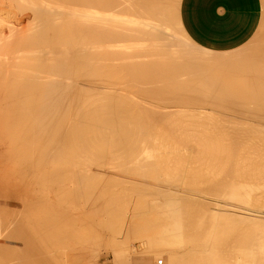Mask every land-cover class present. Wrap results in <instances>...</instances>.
Listing matches in <instances>:
<instances>
[{
    "label": "bare ground",
    "instance_id": "bare-ground-1",
    "mask_svg": "<svg viewBox=\"0 0 264 264\" xmlns=\"http://www.w3.org/2000/svg\"><path fill=\"white\" fill-rule=\"evenodd\" d=\"M9 1L16 2L17 5H13L20 9L25 18L22 23L27 29L17 40L15 37L23 32L19 30L23 26H14L20 31L16 30L17 34H14V28L9 30L13 23H9V29V25L5 29L8 35L3 31L5 39L0 38V46L6 38L3 46H10L8 53L5 50L6 57L3 55L4 59L0 60V264H50L53 260H62L68 241L71 246L74 244L70 241L74 234L71 235V229L66 231L69 234L58 235L65 228L58 223L64 212L57 211L56 223L55 214L53 220L51 212L52 193L73 194L72 201L77 203V197L90 192V200L92 181L95 179V188L101 183L95 168L101 167L100 163L108 156L113 161L116 159L114 162L124 172L150 178L156 187L147 183L157 193L151 195L166 201L164 205L150 204L148 201L153 199H148L139 206L135 202L133 212L125 214L130 222L127 236L138 230L143 234L144 223L140 219L144 220L151 210L165 214L172 221L171 226L156 236L159 243L144 254L150 259L147 263L151 264V258H158L161 251L165 252L164 256L159 255L165 258L166 264H264V43L258 47L260 50L249 51V55L248 50H244L247 55L241 51L218 61V57H211L215 61L211 63L208 62L212 59L207 61L209 57L206 56L203 59L206 62H201L199 59L203 57L193 58L192 52L186 49V42L183 47L174 41H180L176 35V20L179 19L181 0H18L19 5L17 0ZM226 72L228 76H223ZM219 159L227 160L226 168L221 166L223 164L218 165ZM109 163L111 170L115 165L112 161ZM254 163L258 164V169ZM211 164L225 170V195L217 194L219 201L211 203L214 204L212 210L204 212L200 207H204L209 197L202 198L203 185H209L211 180L213 183V179L217 185L216 180L222 177L215 176H222L223 172L219 175L216 171L220 172L221 167L216 170ZM92 165H95L94 170ZM250 167L258 174L253 175L254 178L258 176L257 181L246 178L252 175L250 171L247 175ZM93 174L98 177L91 179ZM110 182L107 180L106 186H112ZM69 183H77V188L75 185L76 189L70 190L73 186L69 189ZM133 183L135 181L130 184ZM161 184L164 188L167 185L174 189L188 188L191 194L196 192L198 209L192 204L194 196L170 193L169 188L164 192L160 190ZM125 185L121 184L122 187ZM137 185L134 186V191L138 189L137 194H143L149 188L143 186L146 187L143 192ZM211 188L212 192L215 186ZM219 188L223 189V186ZM127 190L122 191V195ZM148 190L151 193V189ZM211 192L207 191L208 195H213ZM103 195L96 197L97 200ZM126 195L125 201L128 200ZM107 196H103L106 204ZM140 196L136 199L140 200ZM222 198L226 200L223 204ZM70 199L66 203L64 197L65 201H62L68 204ZM81 202L79 210L87 211L89 208L85 210L84 202ZM59 203L63 207L64 204ZM130 203L126 205L130 207ZM70 204L66 211L74 210L70 209L72 206L77 210L72 202ZM58 205L52 209L56 211ZM116 206L114 204L113 208ZM79 210L77 214L81 217L79 213L85 212ZM115 212L110 213L112 218ZM73 214L77 216L73 212V217ZM84 219L80 221H86ZM86 219L89 222L90 218ZM71 223L73 225V220ZM103 224L108 225L102 223L101 226ZM92 231L88 233H95ZM112 232L116 237L115 231ZM105 234L108 237L109 233ZM80 247L78 250L85 249L86 252L75 253V261L70 264H77L76 259L82 254L89 258V247ZM117 248L112 258L114 264L125 258Z\"/></svg>",
    "mask_w": 264,
    "mask_h": 264
},
{
    "label": "rangeland",
    "instance_id": "rangeland-1",
    "mask_svg": "<svg viewBox=\"0 0 264 264\" xmlns=\"http://www.w3.org/2000/svg\"><path fill=\"white\" fill-rule=\"evenodd\" d=\"M13 1V0H12ZM4 2V3H3ZM11 1H9V0H0V7L2 8V9H0V20H3V21H1V22H3L2 24H1V26H0V28H2L3 27V29H1L0 30V35H2V33H3V31H4V34L5 35H8V33L9 32H7L5 29H7V25H9V23H10V25H11V27H10V25L8 26V29H9V27H10V31H11V29L12 28H14V26L15 27H19L20 25L21 26H23L22 28H19V30L22 32V33H20V31L17 29V28H14V29H12V30H15V32L16 33H14V34H17V31L16 30H18V33H20L19 35L17 34V36L15 37L16 39L17 38H19V37H21V36H23L22 34L26 31V29L27 28H25V26L23 25V23H22V21L23 20H25V18L23 17V15L22 14H20V12H19V8H15L16 7V2H14L16 5H13L14 3H10ZM17 3H18V5H19V2H18V0H17ZM12 4V5H11ZM263 4H264V0H263ZM10 5H11V7H10ZM2 6H4L5 8H3ZM19 7V6H18ZM9 8V9H8ZM11 8V9H10ZM4 9V10H3ZM19 9V10H18ZM12 10V11H11ZM13 10H14V12H13ZM16 10H17V12H16ZM9 11H11V12H9ZM16 12V13H15ZM10 13V14H9ZM14 14V15H13ZM17 15V16H16ZM4 17V18H3ZM8 17H10V18H8ZM17 17V18H16ZM8 18V19H7ZM23 18V19H22ZM5 19H7L6 21H5ZM11 20V21H10ZM15 20V21H14ZM14 21V22H13ZM19 21V22H18ZM21 23V24H20ZM5 25V26H4ZM20 26V27H21ZM6 27V28H5ZM176 28L178 29V30H176V32L178 33V34H176V35H179V36H177V39H180V41H176V40H174L176 43H181L182 44V46L183 47H185L186 45H185V42H186V44H187V46H186V49L188 48L189 50L188 51H191L192 52V56H193V58L195 57L196 58V60L197 59H199L200 57H203V58H200L199 59V61H201V59H202V61L201 62H206V60H203L204 58L206 59L207 57H209V59L207 58V61H209L210 59H212V61L210 60V62H208V63H211V62H213L214 61V59L213 58H216V57H218L217 59H216V61H218V59L220 60V58L222 59V58H226L227 56H229V55H233V54H237L238 52H241V51H243L244 52V50L246 51V50H248V51H246L247 53L249 52V53H252V52H255V50L254 49H256V51H258V50H260L258 47H261L263 44H262V42L264 43V11H263V21H262V24H261V27H260V29H259V31H258V33L256 34V36L254 37V39L253 40H251L246 46H244V47H242L241 49H238V50H236V51H234V52H231V53H226V54H215V53H211V52H207V51H204V50H201L199 47H197L196 45H194L191 41H189V39H188V41H187V39H185V38H187V37H183V35L185 36V34H183L184 32H183V30H182V28H181V26H180V23H179V19L177 18V20H176ZM3 34V35H4ZM3 35L0 37L1 39L3 38V39H5V37H3ZM11 37H13L14 38V36H11ZM11 37H8V38H11ZM175 37V36H174ZM174 37H173V39H174ZM181 37V38H180ZM184 39V44L182 43L183 42V39ZM12 39V38H11ZM10 39V40H11ZM16 39H14V40H16ZM175 39H176V37H175ZM9 40V39H8ZM18 40V39H17ZM1 42H2V40H0ZM5 41H7V38H6V40ZM4 40H3V44L0 46V50L3 48V50H1L0 52L2 53L3 51V53H2V55H1V53H0V60H2V59H4L5 57H6V55H7V53H8V49L10 50V46H7V48H5V46H3L4 45V42H5ZM12 41H13V39H12ZM182 41V42H181ZM0 42V43H1ZM7 43H9V42H7ZM10 43H12V42H10ZM179 43V44H180ZM261 44V45H260ZM5 45H8V44H5ZM10 45V44H9ZM178 46H181V45H178ZM181 46V47H182ZM2 47V48H1ZM257 48H258V50H257ZM5 50L7 51V53L5 52ZM252 51V52H251ZM242 52V53H243ZM241 53V54H242ZM249 53H248V55H249ZM244 54H245V52H244ZM3 55H5L4 56V58H2L3 57ZM189 55L191 56V53H189ZM245 55H247V54H245ZM251 55V54H250ZM207 56V57H206ZM252 56V55H251ZM197 57H199V58H197ZM211 57H213V58H211ZM243 57H246V56H243ZM249 57V56H248ZM2 58V59H1ZM247 58V57H246ZM249 59H250V57H249ZM244 61V60H243ZM215 62V61H214ZM206 66H208V65H206ZM234 66V65H233ZM239 67H240V65H238ZM223 76H228V72H226V74L224 75L223 74ZM225 79V78H224ZM239 79V78H238ZM238 79H236V80H234L235 82H237L238 81ZM241 79V78H240ZM151 117V116H150ZM149 117V120L151 121L152 119ZM214 119H217V118H211V120H214ZM215 121V120H214ZM217 121H219L218 119H217ZM152 122V121H151ZM206 122V121H205ZM221 123L223 122L222 120L220 121ZM213 124V123H212ZM206 125H208V122H207V124ZM219 130H221V129H219ZM219 130H216V131H218L219 132ZM227 130V129H226ZM167 131H169V130H167ZM221 131H223V129L221 130ZM224 132H225V130H224ZM227 132V131H226ZM221 133V132H220ZM223 133V132H222ZM225 134V133H224ZM196 149H194V151H195ZM195 152H197V151H195ZM253 152V151H252ZM193 153V152H192ZM198 153V152H197ZM195 154V153H194ZM253 155H255V153L254 154H252V156ZM193 156H196V154L195 155H193ZM254 157V156H253ZM225 158H227V157H224V159ZM112 158L111 157H107L106 159H105V161H102L101 163H100V165H101V167L99 166V168H95V165H92V168H93V170H94V168H95V170L97 171V175H98V172H99V177H101V178H99L98 176H95L96 174H93V176L91 175V179H92V177H98L97 178V180L99 181V182H101L102 184H104L103 186H102V188L104 187L105 189H102L100 186L102 185L101 183H100V185L99 184H96V185H99V187L97 186L96 188L94 187V181H95V179H94V181H92V184H93V188H92V190H91V195H90V200H88L89 199V194H90V192L89 193H87V198H85L86 196L84 195H81V196H83L84 198L83 199H86V200H82V197L80 196V197H77L76 198V195H74L75 196V198L77 199V203L76 202H74V201H72V200H74V197H73V194H71V195H63V194H61L59 191H56V190H54V191H56V193L54 192V195H55V197L56 198H54V195H53V193H52V204H53V206H51V212H52V215H53V220L55 219L54 218V214H55V217H56V220H55V222L58 220L57 218V211L58 212H64V213H62L63 214V216L62 215H60L61 217H62V219H61V217L59 218V219H61L64 223H62V221L61 220H58V221H60V222H58V223H61L62 224V226L64 225L65 226V228H63V229H65V231L62 229V231L60 230L58 233V235H63V233L64 234H69V232H70V230L72 229L73 231L75 230V228H74V226H75V222H77V226H75V227H77L76 228V230H75V232H72V230H71V235H73L74 236V239H73V241L75 240V241H77V243L74 241H72V239L70 240L71 241V243H74V244H78V245H76L77 246V248H75L76 246H74V244H72V246H71V244H69V241H68V243L67 244H69V246H67V244H66V248H68V249H70V248H75L74 249V251H71V252H74V253H71L70 252V250H69V252H70V254H69V252H68V249H66L65 248V257L64 258H62V260L61 259H58V260H53L50 264H63V262H65V264H70V263H73V260L75 261V258L73 257V255L75 254V253H77L78 251L80 252L81 250H82V247H80V246H84V247H89V248H87V252L90 254L89 255V258H88V255H86V254H82V255H80L77 259H76V262H77V264H114V262H115V260H113L114 259V257H113V255H114V250H116V248H117V246L119 247V251L121 250V253H123L122 254V258H124V260L123 259H119V264H135V263H137V264H149V263H147V260L149 261L150 259H149V257H148V255L146 254V256L144 255L145 253H147V251H148V249L149 250H151L150 248H152V245H156L157 243H159V241H157V240H155L158 236H160L161 234H162V232H163V230L167 227V226H171L172 225V221H170L169 219H167V217H166V215L165 214H163V213H161V215H160V213H158L156 210H151V211H149V212H147L148 214V216L146 215L145 216V218H143L144 220H142L141 221V219H140V222L142 223H144L142 226H144V232H143V234H142V232L141 231H137L135 234H132V233H130V235L129 236H127L128 234V232L127 231H129V227H130V225H129V220H128V218H129V216L128 215H130V213H131V211L133 212V210H131L132 208H133V206H135L134 204H136L137 205V203H135V202H138V206H139V204H140V202H143V201H145V200H147L148 201V199L149 200H151V199H153V201H148L150 204H152V203H158V204H161V205H164L165 203H166V201L164 200V198L162 197V199L164 200V202L162 201V199L160 198V199H158L157 200V198H155L154 199V195L156 196L157 195V193H154V190H152V188L153 187H156L155 186V183L149 178L148 180L147 179H143V177H141V176H138V175H135V174H133L132 173V175L130 174L131 172H124V170H123V168L121 169L120 168V166L116 163V162H114L113 160H111ZM221 159V158H220ZM218 160L219 162L218 163H220V164H218V165H221V164H223V165H221V166H223V167H225L226 168V161L227 160H225V162H223L224 160L222 159V160ZM112 161V163H113V165H115L114 167L113 166H111V165H109V167L111 166L112 168H114V170H116L117 168H116V166L118 167V168H120V170H116V172L115 171H111V170H113L112 168H111V170L108 168V164L107 163H111V161ZM118 162H120L119 160H118ZM190 162V161H189ZM192 162H194V161H192ZM105 163V164H104ZM109 163V164H110ZM114 163H116V164H114ZM120 164V163H119ZM190 164H191V162H190ZM194 164V163H193ZM255 164V163H254ZM99 165V164H98ZM102 165H104L103 167H102ZM107 165V166H106ZM121 165V164H120ZM197 165V164H196ZM211 165H213V164H211ZM217 165V166H218ZM225 165V166H224ZM256 165H258V164H255V167L257 168L258 166H256ZM193 166V165H192ZM194 166H195V164H194ZM214 166V165H213ZM221 166H219V167H215V168H213V169H216V168H219V170H220V167ZM252 166H254V165H252ZM254 167V168H255ZM101 168H102V172H101ZM224 168V169H225ZM255 168V169H256ZM107 169H109V170H107ZM253 168H251L250 167V169H248L247 170V175L249 174V172L248 171H250V175L251 176H246V178L248 179L249 177H251V179L253 178V179H258V176H256V178H254V176L255 175H258L257 173H254L253 172V170H252ZM254 169V170H255ZM258 169V168H257ZM256 169V171L255 172H258V170ZM103 170H104V173H103ZM108 171L109 172V174H108V172H106V171ZM217 170V169H216ZM96 171H94V172H96ZM120 171V172H119ZM223 171V169H222V167H221V170H220V172L217 170L216 172H218V174L220 175L221 174V172ZM251 171L253 172V173H251ZM124 173H126V174H124ZM223 173H225V170L222 172V176H215V177H222V178H220L221 179V181H220V179H219V181L221 182V183H219V181H218V179L216 180L217 181V185L216 184H214V183H216V182H214V179H213V183H212V180H211V182L209 183V185H207V186H205L206 184H204L203 185V188L205 187V189H203L204 191V193H202L201 194V196H202V198L203 197H209V198H206V200H208V201H205L204 202V207H203V205H201L202 207H200L199 209L200 210H203L204 212L205 211H208V210H212V208H213V205L214 204H211V203H214L215 201H219V199L218 198H220L217 194H219L220 196H221V194H224L225 195V192H223V191H225V189H224V183L226 182V178L224 179L223 178V176H225L226 177V175L225 174H223ZM103 174H106V175H103ZM113 174V175H112ZM127 174H129V175H127ZM255 174V175H254ZM108 175V176H107ZM254 175V176H253ZM112 177H114V178H112ZM116 177V178H115ZM124 178V179H123ZM105 179H107L108 180V182H110L111 180L114 182V181H118V183L117 182H114L115 183V186H113V184H111V182H110V185H112V186H106V182H107V180H105ZM109 179H110V181H109ZM116 179V180H115ZM118 179V180H117ZM129 179V180H128ZM245 179L246 181H248V180H250V179ZM257 179H256V181H257ZM96 180V181H97ZM102 180H103V182H102ZM130 181L129 183H128V181ZM143 180V181H142ZM224 180V181H223ZM98 181H97V183H98ZM104 181H106V182H104ZM119 181H120V183H119ZM122 181V182H121ZM135 181V183H133V185H131L132 184V182H134ZM256 181H254L255 183H256ZM139 182H140V184H139ZM143 182H145V184L143 183ZM147 182H150V183H152V185L151 186H153V187H150V184L148 185V183ZM223 182V183H222ZM249 182V181H248ZM251 183H253V180H251L250 181ZM74 183H75V181H74ZM74 183H69L68 184V188L70 189V186L72 185L73 186V189H70V190H72V191H74L76 188H77V183L76 184H74ZM117 183V184H116ZM125 183H127L126 185H125ZM131 183V184H130ZM137 183H138V185H137ZM74 184V185H73ZM92 184H91V186H92ZM109 184V183H108ZM119 184V185H118ZM121 184L123 185H125V186H127L128 185V187H129V184L131 185V187H129L130 189H131V191H133V192H130L129 190V188H128V190H127V188H124V187H122L121 186ZM142 184V185H141ZM144 184V185H143ZM154 184V185H153ZM76 185V186H75ZM117 185V186H116ZM135 185H137V187L138 188H140V187H142V188H140V189H143V192H144V189H146V187H144L143 188V186H149V188L148 189H151V193L150 192H148L149 190L148 189H146L145 191L146 192H144L143 194L141 193H139L141 196H142V198H143V200H142V198H141V196L139 195V194H137V192L135 193V191H138V189L137 190H135L134 191V189H136L135 187ZM139 185H140V187H139ZM162 185V184H161ZM76 188H75V187ZM135 186V187H134ZM210 186V187H209ZM215 186V189H213L212 190V192H211V187H214ZM218 188H217V187ZM223 186V189L222 188H219V187H222ZM106 187L107 188H109V189H106ZM167 187V188H166ZM166 187L164 188V185H162V188L160 189V190H164V192H165V190H166V192L167 191H169L168 190V188L170 189V193L173 191V192H177V193H179L178 195H180V194H182V196L183 197H186L187 195L188 196H190V197H193L194 196V198H193V201L192 202H194L195 200H196V194H194V193H196V192H194V193H192L191 194V192H189V189L187 188V189H185V188H183V187H181L183 190H181L180 188V190L177 188V189H174L172 186H167L166 185ZM209 187V188H208ZM96 189V191H95V193L97 194L98 192L100 193H98L97 195L94 193V190ZM98 188V189H97ZM120 188H121V190H120ZM211 188V189H210ZM216 188H217V190H216ZM94 189V190H93ZM100 189V190H99ZM122 189H124V190H122ZM153 189H155V188H153ZM105 190V191H104ZM112 190V191H111ZM115 190H117V192L115 191ZM120 190V191H119ZM125 190H127L126 192H124L123 193V195H122V191H125ZM206 190V191H205ZM71 191V192H72ZM104 191V192H103ZM118 191L120 192V194H116V198H117V200H115L116 198H115V193H118ZM141 191V190H140ZM139 191V192H140ZM187 191V193H185ZM207 191H208V193L209 192H211L210 194H213V195H208V193H207ZM107 193L108 192V194H105V195H103L104 193ZM112 192H113V195H112ZM128 192V193H127ZM219 192H221V193H219ZM111 193V194H110ZM126 193H127V195H126ZM131 193H134V195L136 194V196H138V197H135L133 194H131ZM149 193H150V195L152 196V198H150V195H149ZM60 194V195H59ZM93 194V195H92ZM109 194H110V196H109ZM146 194H148L147 196H145ZM184 194V195H183ZM185 194H186V196H185ZM61 195H63V196H61ZM101 195H103V196H107L106 198H109L108 199V201H106L107 202V204L104 202L105 200L103 199V198H105V197H101L100 199L98 198V200H97V198L96 197H100ZM111 195H112V197H114V198H112L111 197ZM120 195V197H122V199L120 198V197H118ZM126 195V199H128V200H126L125 201V196ZM206 195V196H205ZM217 195V196H216ZM59 196V197H58ZM67 196H68V198H67ZM92 196V197H91ZM139 196H140V200H138V199H136V198H139ZM181 196V197H182ZM187 196V197H188ZM213 196V197H212ZM214 196H216L217 197V199H216V197H214ZM62 198V200H64V197H65V200H66V203H67V199H70V198H72V199H70V200H68L70 203L72 202V204L73 205H75L76 207H77V210H79V208L81 207L82 208V205L80 204V202L81 201H78V199L80 198L81 200H82V202L81 203H83V205H84V207L83 208H85V210H86V208H89V209H87V211H89V212H87V211H84L83 209H80L79 211L80 212H85V213H79V211H78V213L81 215V217H83V219H84V217H85V219L84 220H86L87 221V223H84V222H86V221H80V220H83V219H81V217L80 216H78V214H77V210L75 209V207H70V209H72V208H74V210H76V212L74 211V210H72L74 213H76L77 214V216L75 215V214H73V215H75L74 217L71 215L73 212L71 211V210H67L66 211V209H69V207H68V204H69V206L71 205L70 203H68V204H64V201H62L61 199H58V198ZM70 197V198H69ZM111 197V198H110ZM132 198L131 199V201H130V198ZM158 197V196H157ZM161 197V196H160ZM67 198V199H66ZM94 198H95V200H94ZM119 198H120V200H119ZM210 198H214V199H210ZM55 199V200H54ZM58 199V200H57ZM76 199H75V201H76ZM79 199V200H80ZM112 199H113V202H112ZM216 199V200H215ZM57 200V202H55ZM63 202H61V201ZM87 200L90 202H87ZM93 200V201H92ZM107 200V199H106ZM192 200V199H191ZM211 202H210V201ZM223 200H225V199H220V201H221V203L223 204V203H225L226 202V200L225 201H223ZM85 201L87 202L86 203V205H85ZM96 203H95V202ZM99 201V203H97ZM114 201H115V203H114ZM116 201L118 202V204L121 206H119L117 203H116ZM160 201H162V202H160ZM61 203V205H63V207L65 208L64 210H63V207L62 206H59L58 205V203ZM94 202V203H93ZM100 202H102V204L104 205V204H106V206H107V208L105 209L104 207H106V206H103V207H101L102 206V204L100 205ZM113 204H112V203ZM119 202H121L122 203V205H121V203H119ZM131 202V203H130ZM146 202V201H145ZM147 202V204H149ZM207 202V203H206ZM209 202V203H208ZM54 203H55V205H54ZM59 203V204H60ZM93 203V204H92ZM126 203H130V207H129V205L127 204L126 205ZM198 202L197 201H195L194 203H192L193 205H195V207H196V204H197ZM100 205V209H99V205ZM110 206H109V205ZM114 204H116L117 206H116V208H113V205ZM149 204V205H150ZM206 204H208V205H206ZM56 205H58L56 208H55V210L56 211H54L52 208H54V206H56ZM66 205V206H65ZM89 205V206H88ZM93 205V206H92ZM95 205V206H94ZM124 205H126V206H124ZM78 206H79V208H78ZM91 206V207H90ZM112 206V207H111ZM127 206L129 207V208H127ZM137 206V207H138ZM206 206V207H205ZM212 206V207H211ZM59 207V208H58ZM62 209H61V208ZM66 207H68V208H66ZM115 207V206H114ZM136 207V206H135ZM134 207V208H135ZM99 210H98V209ZM113 208V209H112ZM117 208H119V209H117ZM126 210H125V209ZM197 208V207H196ZM207 208V209H206ZM91 209V210H90ZM94 209V210H93ZM95 209H96V211H95ZM102 209H104V210H102ZM117 211H119V212H115L116 210ZM136 209H138V208H136ZM150 209V208H149ZM148 209V210H149ZM198 209V208H197ZM205 209V210H204ZM60 210V211H59ZM83 210V211H82ZM101 210V211H100ZM113 212H115L116 213V215L118 214V215H120V216H123V218L124 217H126L127 216V219H123L122 217H120V216H113L114 218H112L111 216V214L110 213H112V211ZM126 211V213H124V211ZM129 210V212H127ZM147 210V211H148ZM54 211V212H53ZM71 211V212H70ZM93 211H95V212H93ZM104 211V212H103ZM107 211H110V212H108L107 213ZM137 211V210H136ZM66 212V213H65ZM93 214H92V213ZM99 212V213H98ZM121 212H123V213H121ZM155 212V213H154ZM69 213H71V214H69ZM88 213V214H87ZM102 213H104V214H102ZM106 213V214H105ZM129 213V214H128ZM153 213V214H152ZM60 214V213H59ZM67 215L66 217L67 218H65L64 216L65 215ZM69 214V215H68ZM87 215V216H85V215ZM90 214V215H89ZM98 214V215H97ZM100 214H102V215H100ZM110 216H109V215ZM122 214V215H121ZM124 214V215H123ZM125 214H128V215H126L125 216ZM155 214V215H154ZM93 215V216H92ZM103 215H104V219L103 220H101V217H103ZM106 215V216H105ZM150 215V216H149ZM59 216V215H58ZM89 216V217H88ZM95 216V217H94ZM101 216V217H100ZM72 217L73 219H70V218ZM78 217V218H77ZM79 217H80V219H79ZM86 217L87 218H90L89 219V222H88V219H86ZM94 217V218H93ZM100 217V218H99ZM119 217V218H118ZM149 217V218H148ZM65 218V219H64ZM114 220V222L112 221V219ZM122 219V221H121V219ZM79 221H78V220ZM94 219H96L97 220V222H95L96 220H94ZM67 220V223H65V221ZM71 220V221H70ZM72 220H73V225H72ZM74 220H76V221H74ZM92 220V221H91ZM108 221V222H104V221ZM117 220H119V222L117 221ZM100 221V222H99ZM110 221H111V223H110ZM115 221H116V223L118 224V226L116 227V223H115ZM120 221L122 222V223H124L123 225H122V227L119 225V224H121L120 223ZM126 223H125V222ZM54 222V221H53ZM54 222V223H55ZM56 222V223H57ZM70 224H69V223ZM92 222H93V228H92ZM97 223V224H96ZM102 223H108V225L106 224V225H104L103 224V226H101L102 225ZM65 224H68L69 226L67 227V225H65ZM80 224V225H79ZM82 224H84V225H82ZM86 224V225H85ZM99 224V227H97V225ZM70 225L72 226V228L70 227ZM79 225V226H78ZM89 225V226H88ZM91 225V226H90ZM63 226V227H64ZM87 226H88V228H87ZM107 226V228H105ZM110 227V229H109V227ZM119 226H120V228H119ZM70 227V229H66V228H69ZM80 227H83V228H80ZM96 227V229L97 230H95L94 228ZM101 227H104L103 229L105 230V231H102L101 232V230H103ZM113 227V228H112ZM115 227V228H114ZM92 228V229H91ZM100 228V230L98 231V229ZM119 228V229H118ZM121 228H122V233L120 232L121 231ZM78 229V230H77ZM83 229V230H82ZM85 229H86V231H85ZM89 229V230H88ZM115 229V230H114ZM118 231H117V230ZM92 230H94V231H92V232H95V233H93V234H95V235H93L92 233H88V232H91ZM66 231H69L68 233L66 232ZM77 231H82V232H84V233H87V234H89V235H87L86 234V236H85V234L84 233H80L79 234V232H77ZM98 231V232H97ZM109 231H111V233L109 232ZM112 231H115V235H116V237H114V233L112 232ZM79 234V236H77V233ZM98 234H97V233ZM100 232V233H99ZM105 232L106 233H109L108 234V237H111V239L112 240H115L114 242L110 239V238H108L106 235L107 234H105ZM117 233V234H116ZM121 233V235H119V236H117L118 234H120ZM157 233V234H156ZM84 234V235H83ZM91 234V235H90ZM103 234V235H102ZM156 234V235H155ZM98 236V238H97V236ZM85 236V237H84ZM90 236H93V237H91L90 238ZM100 236V237H99ZM103 236H105V237H103ZM127 238H126V237ZM149 236V237H148ZM157 236V237H156ZM84 237V238H83ZM86 237H88L87 239H86ZM94 237H96V238H94ZM112 237H114V238H112ZM129 237H130V240H129ZM77 238V239H76ZM81 238V240H79ZM83 238V239H82ZM95 239V241H96V243H95V241H94V239ZM105 238H107V240L108 241H106L105 242ZM116 238H118V239H116ZM97 239V240H96ZM101 239H104V240H101ZM129 241H128V240ZM132 239V240H131ZM78 240H79V242H78ZM85 240H87L86 242H85ZM89 240V241H88ZM93 240V241H92ZM99 240H101L100 242H99ZM125 240V241H124ZM150 240V241H149ZM120 242V245H119V243L118 242ZM127 241L129 242V243H127ZM147 241H148V243H147ZM83 244H82V243ZM109 242V244H107ZM111 242V243H110ZM117 242V243H116ZM126 244H125V243ZM143 242V243H142ZM150 242V243H149ZM87 245H86V244ZM105 243H106V245H105ZM114 243H115V245H114ZM141 243V244H140ZM154 243V244H153ZM88 244H89V246H88ZM102 244V245H101ZM113 244V245H112ZM143 244V245H142ZM86 245V246H85ZM100 245V246H99ZM105 245V246H104ZM109 245H112V247L111 246H109ZM122 245L124 246L123 247V249H122ZM151 245V246H150ZM99 246V247H98ZM126 246V247H125ZM140 246H141V248H140ZM148 246V247H147ZM78 247H80L81 248V250H78V249H80V248H78ZM83 247V248H84ZM96 247L98 248V249H96ZM114 247H115V249H114ZM129 247V248H128ZM121 248V249H120ZM128 248V250H126ZM144 248V249H143ZM131 250V252H130V250ZM137 249H139V250H137ZM67 250V251H66ZM75 250H77V251H75ZM90 250V251H89ZM93 250V251H92ZM117 250H118V248H117ZM124 250H125V252H124ZM84 251L86 252V250L84 249ZM84 251H81V252H84ZM123 251V252H122ZM134 253H133V252ZM112 252V253H111ZM128 252H129V254H128ZM144 252V253H143ZM161 251H159V253L157 254L159 257L158 258H151L152 259V263L151 264H161L162 262H163V264H166V261H165V258L163 257L164 256V253L165 252H161ZM127 254V255H126ZM135 254V255H134ZM137 254V255H136ZM159 254H162L163 256H161V255H159ZM128 255L130 256L131 255V257H129L128 258ZM71 256H72V258H71ZM127 256V257H126ZM157 257V256H156ZM160 257H162V259L160 258ZM66 258V259H65ZM113 258V259H112ZM64 259V260H63ZM69 259V260H68ZM72 259V260H71ZM161 259V260H160ZM126 260V261H125ZM130 260V261H129ZM157 260H159L158 262H157ZM60 261V262H59ZM71 261V262H70ZM114 261V262H113ZM75 264V263H74Z\"/></svg>",
    "mask_w": 264,
    "mask_h": 264
},
{
    "label": "crops",
    "instance_id": "crops-1",
    "mask_svg": "<svg viewBox=\"0 0 264 264\" xmlns=\"http://www.w3.org/2000/svg\"><path fill=\"white\" fill-rule=\"evenodd\" d=\"M263 11V0H181L179 23L201 50L226 54L254 39Z\"/></svg>",
    "mask_w": 264,
    "mask_h": 264
}]
</instances>
